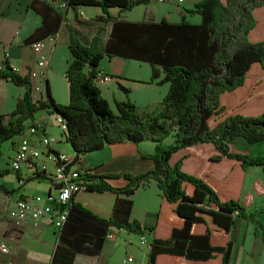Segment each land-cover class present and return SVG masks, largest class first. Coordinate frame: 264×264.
<instances>
[{"label":"trees","instance_id":"trees-1","mask_svg":"<svg viewBox=\"0 0 264 264\" xmlns=\"http://www.w3.org/2000/svg\"><path fill=\"white\" fill-rule=\"evenodd\" d=\"M150 1H68L75 10L99 7L111 22L106 42L104 28L90 43L72 31L66 70L68 104L57 103L49 88L46 99L34 100L30 76L20 74L6 57L0 60V81L25 88L16 108L0 114V147L22 135L29 121L45 129V123H34L41 111L63 118L74 162L106 145L155 144L153 153L142 155L154 162L145 172L99 175L87 168L92 173L86 191L116 194L112 213L101 217L72 198L50 264H74L79 254L100 255L108 235L117 230L143 235L141 224L131 218V197L151 181L158 184L162 201L157 222L150 228L148 264H229L234 214L250 221L255 234L264 239V226L248 211L253 197H264L263 181L254 180L251 193L240 196L249 168L264 170V154L250 152L254 144L264 141V18L258 16L264 0H199L179 22L121 18L122 13ZM37 2L45 6L44 24L33 35H45L37 40L41 41L59 32L64 13L48 0H34L30 6L38 9ZM111 8H118L119 16L111 15ZM47 12L54 15L50 27ZM187 14L199 15L201 21L193 23ZM114 57L148 63L151 81L169 85L159 109L141 110L130 99H115L116 111L111 108L95 79L102 71L101 61ZM10 171L0 167V179ZM38 175L47 177L43 172ZM114 178L128 183L113 186L109 179ZM0 191L14 194L17 189L0 183Z\"/></svg>","mask_w":264,"mask_h":264},{"label":"crops","instance_id":"crops-1","mask_svg":"<svg viewBox=\"0 0 264 264\" xmlns=\"http://www.w3.org/2000/svg\"><path fill=\"white\" fill-rule=\"evenodd\" d=\"M198 1L151 0L149 4H142L130 11L122 13L121 18L129 21H141L152 17L157 21L166 18L171 22H179L182 15L188 9L193 8ZM32 2L34 3V0H0V60L6 56L12 67L20 74L30 76L33 83L34 100L46 99V90L49 88L53 99L57 103L68 104L70 102V84L66 77V70L71 57L69 42L72 31L84 43H90L98 29L104 28L102 39L106 42L109 38L111 22L105 20L106 15L99 7H79L76 10L69 8L63 11L53 5L56 11L64 13V18L59 25L57 40L52 42L46 39L44 49L38 54L33 51L32 43L44 38L45 35H40L39 37H34L33 35L44 24L43 11L45 10V6L39 2L35 3L38 10L30 6ZM81 11L84 12V15H81ZM110 13L113 16H119V9L111 8ZM47 16L48 27H50V25L52 26L53 12H47ZM187 17L193 23H199L201 21V16L199 15L191 17L187 14ZM41 55H45L49 59V70L45 81L40 77L41 68L37 64ZM131 61V59L114 57L104 58L100 63V69L113 76L110 82L107 84H98V86L114 111H116L114 100H124L122 94L124 90L121 89V86L126 87L125 84L128 80L129 69L133 67V62ZM157 91L158 95L155 97L151 96L148 101H138L136 99L134 102L136 105L141 104L143 106L142 108L154 110L157 108L153 107L154 104H160L162 102L168 89ZM24 92V87L15 85L10 80H1L0 114L9 113L16 108ZM155 99L156 101H154ZM37 116H39L38 119H36ZM48 118L52 120L54 126H58L57 114L52 113L48 116L47 111L38 113L35 116L34 123L38 125L45 123L48 125L46 123ZM28 123L30 125L27 126L24 133L18 136L13 143L10 157L13 156L22 137H28L31 143L42 151L45 149L40 142L42 135L45 133L48 136L54 137L53 135H49V128L47 126H44L45 129L40 128L32 132V122L29 121ZM67 143H60L57 140L52 146V149L56 152H63L67 154L70 160H74L75 151L70 146V143ZM146 143L122 142L106 145L96 152L84 156L80 155L75 165H83L86 168L92 169L94 174L99 175L110 173H142L154 167L153 160L142 157V155L153 153L155 149V144ZM143 145L145 148H142L144 147ZM253 146L250 148L252 154ZM39 162L47 165L49 171L52 170L53 165L45 159L41 158ZM11 175L15 176V184L14 182H10V180L6 181L8 175L0 179V183H5L12 189H17L14 194H6L0 191V245L7 243L10 248L7 254H3L0 251V259H7L12 264H50L58 242V229L49 218H42L36 223L28 220L25 227L17 233L11 210L17 196L22 194L28 196L41 195L45 197L50 192H55L56 184L51 177H45L34 179L20 185L17 174H9V176ZM109 182L113 186L122 187L128 183V180L125 178H114L109 179ZM160 192L156 181H151L148 185L141 187L131 197L134 201L131 218L137 220L145 230L143 235L146 237L147 243L142 244L140 242L141 235L137 238L134 236L136 235L134 233L117 230L114 233V238H108L105 241L100 255L89 256L79 254L74 264H123L126 260L125 256L120 257L121 261L117 259L119 251L123 248L126 249L127 254L129 253L128 258L130 261L128 264H148V255L153 240V231L150 228L155 226L158 219V211L162 201ZM242 192L243 187L240 195L241 198L250 194L251 190L245 195ZM116 197V194L111 191L102 193L84 191L78 193L75 196V200L82 203L97 215L108 218L112 213ZM238 219L242 225V229L238 234L240 245L233 253L234 241L232 236H236L235 231L239 227L237 225ZM119 234L122 237L121 240L118 239ZM230 238L232 241V251L229 264H233L234 257L240 249H242L241 255L235 264H247L248 256L246 253V245L253 240L258 241L264 249V239L260 235L255 234L253 224L238 214H234V224ZM130 251L132 252L130 253Z\"/></svg>","mask_w":264,"mask_h":264},{"label":"built area","instance_id":"built-area-1","mask_svg":"<svg viewBox=\"0 0 264 264\" xmlns=\"http://www.w3.org/2000/svg\"><path fill=\"white\" fill-rule=\"evenodd\" d=\"M48 1L63 11L69 9V0ZM81 15H84L83 11H81ZM57 34L49 37L47 40L55 42L57 40ZM45 45L46 40L37 41L32 44V49L39 54L44 49ZM37 64L41 68L40 77L45 81L49 70L48 57L41 55ZM1 68H3V66L0 65V69ZM111 80L110 76L100 71L97 74L95 82L97 85L107 84ZM57 123L62 130L66 128L62 117H57ZM36 129L39 130L32 126L31 131L34 132ZM56 141V138L43 134L40 142L45 149L42 151L34 146L28 137H22L11 157V169L15 173H19L20 177L18 178V182L20 185H23L30 178L40 179L38 174L42 172L45 173L47 177H51L56 184L55 192H50L45 197L41 195L28 196L22 194L16 197L11 215L15 222L17 233L25 227L28 220H32L36 223L42 218H49L59 230L66 221V207L70 200L78 193L86 191L90 183L89 175L92 172L88 171L84 166L80 167L75 165L76 162L70 160L67 154L54 151L52 146ZM41 158L52 164L53 169L49 171L47 165L41 164L39 162ZM24 167L26 168L25 172L23 170ZM108 238H114V234H109ZM140 242L142 244L147 243V239L144 235L140 236ZM0 251L3 254H7L10 251L7 243H2L0 245ZM129 261L130 259L127 258L123 264H128ZM0 264H12V262L7 259H0Z\"/></svg>","mask_w":264,"mask_h":264},{"label":"rangeland","instance_id":"rangeland-1","mask_svg":"<svg viewBox=\"0 0 264 264\" xmlns=\"http://www.w3.org/2000/svg\"><path fill=\"white\" fill-rule=\"evenodd\" d=\"M195 16H197V15H195ZM258 16H261L263 19L264 18V10H261L258 13ZM200 19H201V17H200ZM4 57H6V56H4ZM131 62H133V67L131 69H129L128 78H127L128 80L126 81V84H125L126 88L130 89V92L125 93L124 91H122L123 92L122 94L124 96V100L130 99L132 102H134L136 99L138 101H148V99H150L151 96L155 97L156 95H158L157 90H167L169 88L168 84L158 85V84L153 83L151 81L152 80V71H151V66L148 63L139 62V61H135V60H132ZM102 72H104V71H102ZM104 73L106 75L110 76L111 79H113L112 75H110L106 72H104ZM154 101H156V99ZM112 105H113V102H112ZM142 107L143 106H141V104L138 105V108L141 110L143 109ZM153 107H158V109H159L161 107V104L155 103ZM50 115L51 114L48 113V116H50ZM38 118H39V116H37L36 119H38ZM46 123L48 124V125L45 124V126H47L49 128V135H53L57 140L60 141V143H67L65 136H64V133H63V130L61 129L60 126H54L52 124V120H50V118L47 119ZM28 125H30V123H27V126ZM17 138H18V136L11 139V140L3 142V144L0 147V167L1 168H7L8 167L9 170H11L9 174L15 173L14 171L12 172V169H11V165H10L11 164V157H10V155H11L13 143L15 142V140ZM169 141H171V139H169ZM67 144H69V143H67ZM146 144H154V143L153 142H147ZM142 148H145V146ZM94 152H96V151H94ZM252 152H253V155H260V154L263 155L264 154V141L255 144L253 146ZM50 168H52V167H50ZM25 169L26 168L24 167L23 170L25 171ZM9 174H7L8 179H6V181L10 180V182H14V184H15V182H16L15 176L14 175L9 176ZM256 179H261L264 182V170L262 167H259V166H251L249 168L247 174H246V178H245V182H244V186H243V192H242L243 195H245L247 192H249L251 190L252 183ZM248 211L253 212L255 214L256 219L264 226V197H255L253 204L251 207L248 208ZM239 219L237 220V225L239 227L235 231L236 236L235 235L232 236L233 241H234L233 253H234V250L237 249L240 245V243L238 241V234L240 233V231L242 229V225H241V221ZM124 231H126V230H124ZM126 232H128V231H126ZM134 234H136L134 236H136L137 238L140 235L137 233H134ZM121 238L122 237L119 234L118 239L121 240ZM145 246H147V245H145ZM241 251H242V249L238 250L237 254L234 257L233 264H235L238 257H240ZM131 252L132 251H130V253ZM246 253L248 256L247 264H264V249L258 241L253 240L252 242L247 244L246 245ZM128 254L126 253V249L123 248L122 250L119 251V253L117 255V259L119 261H121V258H120L121 256H125V258L127 259Z\"/></svg>","mask_w":264,"mask_h":264},{"label":"water","instance_id":"water-1","mask_svg":"<svg viewBox=\"0 0 264 264\" xmlns=\"http://www.w3.org/2000/svg\"><path fill=\"white\" fill-rule=\"evenodd\" d=\"M46 92H47V90H46Z\"/></svg>","mask_w":264,"mask_h":264}]
</instances>
